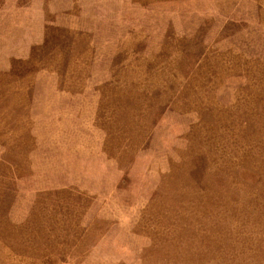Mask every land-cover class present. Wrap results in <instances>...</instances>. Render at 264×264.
Returning <instances> with one entry per match:
<instances>
[{
    "label": "rangeland",
    "instance_id": "obj_1",
    "mask_svg": "<svg viewBox=\"0 0 264 264\" xmlns=\"http://www.w3.org/2000/svg\"><path fill=\"white\" fill-rule=\"evenodd\" d=\"M0 264H264V0H0Z\"/></svg>",
    "mask_w": 264,
    "mask_h": 264
}]
</instances>
